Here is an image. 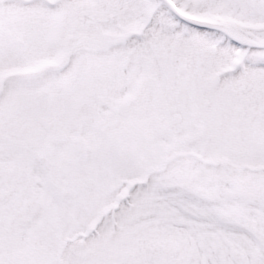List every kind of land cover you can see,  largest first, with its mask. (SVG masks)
I'll return each instance as SVG.
<instances>
[{
    "label": "snow or ice",
    "instance_id": "6c2138e0",
    "mask_svg": "<svg viewBox=\"0 0 264 264\" xmlns=\"http://www.w3.org/2000/svg\"><path fill=\"white\" fill-rule=\"evenodd\" d=\"M0 264H264V0H0Z\"/></svg>",
    "mask_w": 264,
    "mask_h": 264
}]
</instances>
